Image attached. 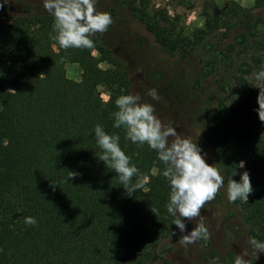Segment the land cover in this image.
<instances>
[{
    "label": "trees",
    "instance_id": "1",
    "mask_svg": "<svg viewBox=\"0 0 264 264\" xmlns=\"http://www.w3.org/2000/svg\"><path fill=\"white\" fill-rule=\"evenodd\" d=\"M123 1L170 56H185L214 32L239 31L230 45L236 67L224 84L231 93L219 100L212 124L223 148L226 185L230 177L239 182L244 171L250 174L248 201L231 203L264 242V122L257 112L264 80L256 79L264 70V22L252 14L264 9V0H254L250 9L232 1L205 12L193 38L166 28L165 14ZM6 21L7 37L0 42V264H156L176 217L167 212L171 188L158 153L113 126L116 99L130 94L123 65L93 36L94 49L61 48L51 38L54 17L44 9L27 5L16 15L4 14L0 22ZM103 62L110 67L102 69ZM66 64L79 65L80 81L66 77ZM98 124L119 135L120 147L147 177L144 189L129 195L99 159ZM70 172L77 173L74 179ZM28 216L38 223L26 225Z\"/></svg>",
    "mask_w": 264,
    "mask_h": 264
},
{
    "label": "rangeland",
    "instance_id": "2",
    "mask_svg": "<svg viewBox=\"0 0 264 264\" xmlns=\"http://www.w3.org/2000/svg\"><path fill=\"white\" fill-rule=\"evenodd\" d=\"M135 2L139 10H147L153 15L165 14L168 18L166 28L184 37L193 38L196 30L204 25L205 12L213 13L227 3L236 2L245 9L253 6L254 0H127ZM0 20L4 14L13 16L27 5L44 9V0H0ZM96 10L109 12L113 24L105 33L93 37L109 48L127 72L130 94H139L141 102L155 106V114L165 125L176 128L184 137L197 142L206 154L210 165L224 166L223 148L218 144L212 117L219 100L231 91L225 86L236 67L238 56L231 51L233 37L239 31L226 35L223 30L206 36L200 45L181 56L162 52L154 36L144 24L133 16L123 0H96ZM45 10V9H44ZM257 22H264V9L252 11ZM9 22H0V42L7 37ZM10 49L12 41H6ZM231 45V47H230ZM94 56H99L94 52ZM236 56L237 59H233ZM231 58V60H230ZM102 69L110 65L103 62ZM65 75L73 81H80L81 69L78 64H66ZM221 86L224 87L222 91ZM7 88V87H6ZM149 89H156L159 100L147 95ZM99 92L103 101L108 95L105 88ZM227 93H223L226 92ZM211 233L210 239L199 240L185 246L180 242L183 235L189 234L196 221L185 218L186 230L179 228L160 243V260L156 264H211L219 257L220 264H234L237 254L248 253L246 259L252 264H264V253H258L250 244L252 228L244 216L229 202L227 185L220 189L216 198L204 205L201 217Z\"/></svg>",
    "mask_w": 264,
    "mask_h": 264
},
{
    "label": "clouds",
    "instance_id": "3",
    "mask_svg": "<svg viewBox=\"0 0 264 264\" xmlns=\"http://www.w3.org/2000/svg\"><path fill=\"white\" fill-rule=\"evenodd\" d=\"M5 2L0 3V9ZM96 0H44V9L54 17L53 30L56 33L51 38L58 42L65 50L69 48L94 49L91 39L96 33H105L113 24L111 13L96 10ZM55 47V45H54ZM257 80H264V70L256 74ZM147 95L154 100H159L156 89H149ZM259 105L257 112L261 122H264V87L260 88L257 97ZM115 104L118 108L113 115L115 128L124 127L127 139L140 145L147 144L158 153V158L166 168L162 175L170 183V200L166 205L167 212L176 217L175 224L181 233L186 230L185 218L196 221L194 229L183 235L180 242L185 246L195 244L203 239H210L211 233L201 217V209L225 185V178L218 167L219 164L210 165L206 161V154L197 142L190 137L182 136L176 128L165 125L155 114V106L151 103L141 102V96L126 94L119 96ZM98 146L103 150L99 159L113 169L120 183L129 195L142 190L147 183L146 176H140L139 169L131 158L120 147L118 134H108L101 125L94 129ZM240 168L245 167V162L239 163ZM77 173L70 172L69 179H74ZM137 177L133 183V178ZM54 185V184H53ZM56 186V185H54ZM253 192L249 172L244 171L239 182L232 177L227 180V194L229 202L239 200L248 201ZM152 212L157 216L158 210L152 207ZM26 225L34 226L38 223L32 216L24 218ZM250 244L258 253H264V242L255 238ZM247 252L237 254L234 264H252ZM211 264H220L219 257L214 258Z\"/></svg>",
    "mask_w": 264,
    "mask_h": 264
}]
</instances>
